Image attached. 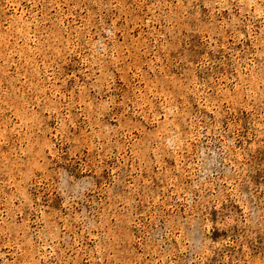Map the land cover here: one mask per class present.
<instances>
[{
    "label": "rangeland",
    "instance_id": "374dc122",
    "mask_svg": "<svg viewBox=\"0 0 264 264\" xmlns=\"http://www.w3.org/2000/svg\"><path fill=\"white\" fill-rule=\"evenodd\" d=\"M0 264H264V0H0Z\"/></svg>",
    "mask_w": 264,
    "mask_h": 264
}]
</instances>
